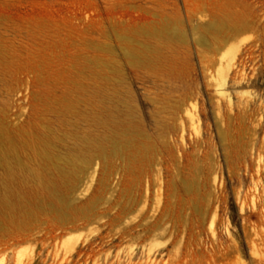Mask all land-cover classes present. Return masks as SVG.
<instances>
[{
    "label": "rangeland",
    "instance_id": "374dc122",
    "mask_svg": "<svg viewBox=\"0 0 264 264\" xmlns=\"http://www.w3.org/2000/svg\"><path fill=\"white\" fill-rule=\"evenodd\" d=\"M0 145V264H264V0H0Z\"/></svg>",
    "mask_w": 264,
    "mask_h": 264
},
{
    "label": "bare ground",
    "instance_id": "6f19581e",
    "mask_svg": "<svg viewBox=\"0 0 264 264\" xmlns=\"http://www.w3.org/2000/svg\"><path fill=\"white\" fill-rule=\"evenodd\" d=\"M200 143V142H199ZM11 145V144H10ZM1 146V145H0ZM8 149H9V147H8ZM13 149H14V147H13ZM6 150V149H5ZM15 150V149H14ZM1 151V150H0ZM11 151H12V149H11ZM16 152V151H15ZM18 152H19V150H18ZM1 153V152H0ZM7 156H11V153H10V151H5L4 152ZM24 153V152H23ZM18 155V154H17ZM23 155V154H22ZM15 157V156H14ZM3 164L1 165L2 166V170L4 171V176L3 177H1L0 176V186L1 187H4V189H6V191L7 192H9V194H11V195H13V192H12V190L11 189H13V187L15 188V187H17V186H19V187H24V188H26L27 187V164H25V167H24V169H23V171L21 170V172L20 173H18L17 172V167L16 166H13L12 164H10L9 162H6V163H4V162H2ZM19 164H22L21 162H19ZM0 166V167H1ZM1 169V168H0ZM189 190H190V188H189ZM191 192V191H190ZM194 194V193H193ZM186 196H189V195H186ZM184 197V198H182V202L184 201L185 202V204H189L190 203V201H192V200H195L196 198L195 197H193V196H190V197ZM56 200H60V202H65L66 200L65 199H61L60 197L59 198H57L56 197ZM196 201V200H195ZM141 202H139V204H140ZM196 203V202H195ZM3 204H5L6 206L8 205L9 207H11L12 206V204H10L9 202H8V200H3ZM143 204V203H142ZM94 205V204H93ZM91 207V206H90ZM141 207H142V205H141ZM195 209H196V207H195ZM201 215V214H200ZM163 216H165V214L163 213L162 215H161V219L163 218ZM164 219V218H163ZM213 220H214V218H213ZM157 226H158V228L159 229H163V225H162V223H158L157 224ZM158 229V230H159ZM156 231V230H155ZM145 232V231H144ZM142 233V232H141ZM74 247V245H72V248ZM194 251V250H193ZM193 251H191V252H188L187 253V255L186 256H190V255H192V253H193ZM208 253H210L211 254V256L217 261H219V260H221L222 258H221V256H219L218 254L219 253H222V251L219 249V247L217 246V244H214L213 246H212V248H208ZM185 258V257H184ZM185 260V259H184ZM214 260V262H216Z\"/></svg>",
    "mask_w": 264,
    "mask_h": 264
}]
</instances>
